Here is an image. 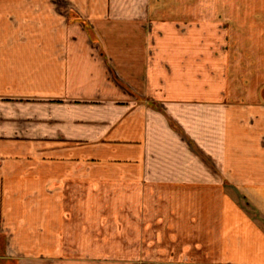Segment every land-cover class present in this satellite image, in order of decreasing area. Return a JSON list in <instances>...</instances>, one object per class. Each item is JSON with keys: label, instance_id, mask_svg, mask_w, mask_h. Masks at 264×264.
I'll use <instances>...</instances> for the list:
<instances>
[{"label": "crops", "instance_id": "obj_1", "mask_svg": "<svg viewBox=\"0 0 264 264\" xmlns=\"http://www.w3.org/2000/svg\"><path fill=\"white\" fill-rule=\"evenodd\" d=\"M104 206L264 264V0H0V264H133Z\"/></svg>", "mask_w": 264, "mask_h": 264}, {"label": "rangeland", "instance_id": "obj_2", "mask_svg": "<svg viewBox=\"0 0 264 264\" xmlns=\"http://www.w3.org/2000/svg\"><path fill=\"white\" fill-rule=\"evenodd\" d=\"M111 210L109 206L101 209L102 223L89 225L90 229L96 231L93 234L94 239L85 240L86 247L91 248L95 245L101 248V255L98 258L102 262L130 259L133 264H193L187 254H178L179 241L173 239L172 234L158 231L157 223L142 221L144 214L134 215V232L131 233L132 225L126 223V220H129L128 210L124 207L115 213ZM142 210L143 207L138 209L139 212ZM3 245L1 239L0 252Z\"/></svg>", "mask_w": 264, "mask_h": 264}]
</instances>
